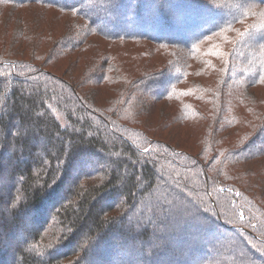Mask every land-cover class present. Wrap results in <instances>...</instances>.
<instances>
[{
  "label": "trees",
  "instance_id": "1",
  "mask_svg": "<svg viewBox=\"0 0 264 264\" xmlns=\"http://www.w3.org/2000/svg\"><path fill=\"white\" fill-rule=\"evenodd\" d=\"M192 3L216 10L205 28ZM256 6L264 0H0V20L6 13L30 16L34 25L51 12L64 18L65 28L56 35L51 27L49 34L30 29L27 40L38 37L26 56L0 52V182L15 179L0 194V264L10 258L8 264H83L88 257V264H264V201L235 179L242 175L237 163L264 154V119L255 136L227 146L205 135L197 152L152 135L136 120L155 100L176 101L178 119H196L206 115L200 102L216 111L214 134L231 127L236 115L226 107V91L264 73V29L256 32L254 21L259 12L264 22V10ZM96 38L132 60L142 52L163 62L149 68L143 61L132 75L113 51L90 55L83 82L116 88L100 105L49 68L97 46ZM16 42L13 37L10 45ZM224 43L231 53L217 85L188 84L190 75L215 66L204 54ZM84 160L96 163L82 169ZM170 216L192 220L174 225ZM192 221L198 231L190 235ZM168 231L176 237L170 244L160 235ZM210 241L213 247L196 257ZM116 252L124 259H113Z\"/></svg>",
  "mask_w": 264,
  "mask_h": 264
},
{
  "label": "rangeland",
  "instance_id": "2",
  "mask_svg": "<svg viewBox=\"0 0 264 264\" xmlns=\"http://www.w3.org/2000/svg\"><path fill=\"white\" fill-rule=\"evenodd\" d=\"M150 4V3H148ZM194 6L197 12H200V15L196 16L197 20L201 21L204 28L206 27V23L213 18L216 14L215 9H210L208 7L197 6L194 3L189 4V8ZM231 6V11H236L238 7ZM188 8V9H189ZM221 8V7H220ZM248 9L249 7H245ZM256 8H262L264 10V6H256ZM23 10V9H22ZM29 10V9H24ZM25 12V11H24ZM23 12V13H24ZM9 13H6L0 20V52L10 51V50H19V53H23L25 56L30 51L31 46L28 45L32 39H36L38 35H33L32 39L28 38V33H30V29L38 30L39 34H49L48 28L54 29V35L62 34L65 31L64 28V18L59 19L58 17L52 18V13L44 15L43 19L40 20V23L32 24L30 20V16L22 18L20 14L21 11L16 13V15H20V18L12 19L11 16H8ZM173 15L177 13L172 12ZM181 15V14H179ZM226 15H230V13H226ZM254 21L256 24V32L261 31L264 29V22L260 18L259 12H255L254 14ZM38 25L40 27L38 28ZM22 29L21 33H24L26 39L20 38L21 33L17 32V29ZM193 30L187 31L184 38H181V42H185L190 35L193 33ZM16 37L18 38L19 42H16L15 45H10V40ZM168 37V36H166ZM27 40V41H25ZM97 43V46H94L87 51H81L72 53L70 55L64 56L59 58L50 63V69L56 71L57 73L64 75L65 77L71 79L75 83H79L81 89L84 92H88L89 95L92 97L94 101H96L100 105H104L108 103L109 99L116 95V88L115 85H92L89 83L83 82V77H85V66L92 61L90 55H98L100 51H113L118 55V59L116 58L117 62L122 67L123 71H131L130 74L134 75L136 72V68L134 66L140 67L142 62L144 61V66L146 67H153L157 64L163 62L160 59H156L153 56L148 58V54H143L142 52L139 53L138 59L132 60L135 58L133 55H125V53H120V50H123L120 46L116 45H105L102 46L104 43L99 38L94 39ZM260 41V37L257 34H254V46L257 47V43ZM28 45V46H27ZM100 45V46H99ZM221 45V44H220ZM133 46L130 50L136 51H146L147 45L141 44L140 46H135L133 44H126L123 46ZM111 47V48H110ZM222 50L217 51L215 53H211L210 55L204 54L205 58L211 61L215 66L211 65L209 70L196 72L192 76L188 77L187 83H203L207 86H216L217 79L219 75L222 73L223 63L226 61L227 53H231L229 48L225 47V43L221 45ZM45 51V47L41 48ZM126 49V48H125ZM264 52V47L262 49ZM41 53V50L38 51ZM258 62V58L254 60V63L250 65V70L255 71L257 66L255 63ZM130 65L132 68H130ZM264 72V68H263ZM219 80V79H218ZM253 82V86H243L239 87L242 84ZM256 83V84H255ZM160 84L154 85V91H157ZM239 87V88H238ZM229 90L225 93V102L226 107L229 108V113H233L236 115L235 123L223 131L215 132L214 134V113L216 112L213 107H210L209 103H197V105L206 113L205 116L197 117L196 119H189L187 121L178 119L179 114V106L177 105L176 101H169V100H155V102L148 103L150 104L143 109L142 113H139L136 117L138 124L144 127L149 133L154 136L160 137L166 141L171 142L172 144L184 148L186 150L197 152L202 145V139L205 135L213 136L215 135L220 141L219 145L227 146L231 143H235L239 139H244L248 136H255L257 134L258 126L261 123V120L264 119V73L263 75L256 81H240L237 83L236 88H228ZM150 100V99H149ZM149 100L147 102H149ZM260 141L264 142V136L260 139ZM96 162L90 160H84L83 164L81 165L82 169L86 168L87 166H92ZM238 165V172L242 173L241 176H237L236 181L242 188L249 190L251 193L257 195V197L263 199L264 201V154L255 158H250L244 161L237 163ZM79 169V168H76ZM237 172V171H236ZM15 179H9L4 182H0V194H5L10 189L13 181ZM70 186V184H69ZM66 184H63V187L68 188ZM62 190H64V188ZM56 202V200L54 201ZM52 204L45 206V211L50 210ZM1 206V205H0ZM41 211L39 210V213ZM38 213V214H39ZM48 213V212H46ZM45 213V214H46ZM32 215V214H30ZM44 215V214H43ZM42 215V216H43ZM34 216V213H33ZM37 216V215H36ZM42 218V217H41ZM171 220V223L179 224L186 222L192 219H189L187 216H181L179 218L176 217H168ZM39 221V220H38ZM37 221V222H38ZM188 221V222H189ZM196 221H192V224L189 227L190 235L193 234L195 231H198V225L195 223ZM26 223L24 222V225ZM34 226L33 224H26V227ZM202 229V228H201ZM200 230V229H199ZM198 233V232H197ZM196 233V234H197ZM195 234V235H196ZM160 235L169 241V244L175 240V236L170 232H161ZM207 235V234H206ZM210 236V234H208ZM214 236L212 237V240ZM205 245V244H204ZM213 247L211 241L210 244H206L205 246L201 247L198 251L196 257L203 256L205 253L209 251ZM179 248H184L183 246ZM118 252V251H117ZM115 253L112 255L113 259L116 260H123L124 258H120L119 253ZM130 252L126 251V254ZM137 254L134 257L136 259ZM89 257L84 260L83 264L89 263ZM12 258L9 259L8 263H10ZM112 261V260H111ZM7 263V264H8ZM179 260L176 259L174 264H178ZM181 264H185L180 262ZM98 264H103L99 261ZM188 264H194V262L189 261Z\"/></svg>",
  "mask_w": 264,
  "mask_h": 264
}]
</instances>
